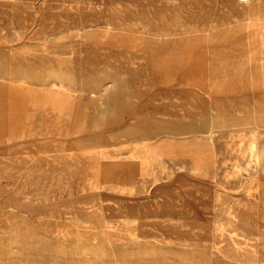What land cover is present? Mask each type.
<instances>
[{
  "label": "rangeland",
  "instance_id": "1",
  "mask_svg": "<svg viewBox=\"0 0 264 264\" xmlns=\"http://www.w3.org/2000/svg\"><path fill=\"white\" fill-rule=\"evenodd\" d=\"M0 264H264V0H0Z\"/></svg>",
  "mask_w": 264,
  "mask_h": 264
},
{
  "label": "bare ground",
  "instance_id": "2",
  "mask_svg": "<svg viewBox=\"0 0 264 264\" xmlns=\"http://www.w3.org/2000/svg\"><path fill=\"white\" fill-rule=\"evenodd\" d=\"M243 1H247V0H243ZM76 31V30H75ZM183 32V31H182ZM9 46V45H8ZM19 49V48H18ZM6 59V58H5ZM211 120V119H210ZM218 122V121H217ZM211 123H212V121H211ZM214 124V123H213ZM197 126H198V124H196ZM211 127H213V126H211ZM210 128V127H209ZM55 130V129H54ZM262 153V152H261ZM261 155V154H260ZM261 161V160H260ZM86 169V168H85ZM75 171V170H74ZM19 186V185H18ZM88 191V190H87ZM25 231V230H24ZM44 251V250H43Z\"/></svg>",
  "mask_w": 264,
  "mask_h": 264
}]
</instances>
